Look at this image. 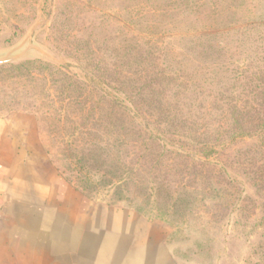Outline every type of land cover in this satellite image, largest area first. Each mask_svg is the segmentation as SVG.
I'll return each instance as SVG.
<instances>
[{
    "label": "trees",
    "instance_id": "16d2710c",
    "mask_svg": "<svg viewBox=\"0 0 264 264\" xmlns=\"http://www.w3.org/2000/svg\"><path fill=\"white\" fill-rule=\"evenodd\" d=\"M196 5V0H149L134 27L123 24L109 38L112 69L100 63L94 70L96 84L111 82L113 102L95 95V85L61 73L57 92L81 119L85 135L101 128L108 139L136 151L135 161L112 166L117 178L151 169L152 178L140 181L153 185L156 199L165 194L172 209L183 194L177 186L186 190L191 180H207L215 200L225 198L229 188L248 185L255 189L264 230V21L178 31ZM82 54L92 65L96 49ZM36 63L50 74L55 70L40 61L15 68ZM248 142L246 149L237 148ZM260 251L264 260V246Z\"/></svg>",
    "mask_w": 264,
    "mask_h": 264
},
{
    "label": "rangeland",
    "instance_id": "374dc122",
    "mask_svg": "<svg viewBox=\"0 0 264 264\" xmlns=\"http://www.w3.org/2000/svg\"><path fill=\"white\" fill-rule=\"evenodd\" d=\"M148 1L0 0V61H7L0 64V116L32 115L40 148L56 174L92 202L122 207L150 221L161 231L176 264H264L260 251L264 230L255 212L259 205L254 204L258 200L255 189L236 185L227 189L225 198L215 200L207 180H191L186 190L177 186L183 194L172 209L162 198L165 194L156 199L153 185L140 181L141 177L152 178L151 169L140 176L128 172L117 178L112 166L135 161L136 151H127L108 139L101 128L90 130L91 137L85 135L81 119L69 112V102L57 92L61 73L87 86L95 85L99 90L95 95L106 94L113 102L111 82L109 87L96 84L94 66L105 63L112 69L113 56L106 43L123 24L134 27L139 14L148 9ZM196 2L186 27L178 25V31L238 28L264 21V0ZM87 48L96 49L95 61L89 66L82 54ZM29 61L52 65L55 70L50 74L40 63L15 68ZM246 146L249 142L237 148ZM237 177L242 180V175Z\"/></svg>",
    "mask_w": 264,
    "mask_h": 264
},
{
    "label": "crops",
    "instance_id": "0c3cea01",
    "mask_svg": "<svg viewBox=\"0 0 264 264\" xmlns=\"http://www.w3.org/2000/svg\"><path fill=\"white\" fill-rule=\"evenodd\" d=\"M0 264H176L134 212L94 203L48 165L30 114L0 116Z\"/></svg>",
    "mask_w": 264,
    "mask_h": 264
},
{
    "label": "water",
    "instance_id": "95a60500",
    "mask_svg": "<svg viewBox=\"0 0 264 264\" xmlns=\"http://www.w3.org/2000/svg\"><path fill=\"white\" fill-rule=\"evenodd\" d=\"M7 61H5V60H1L0 61V64H3V63H6Z\"/></svg>",
    "mask_w": 264,
    "mask_h": 264
}]
</instances>
